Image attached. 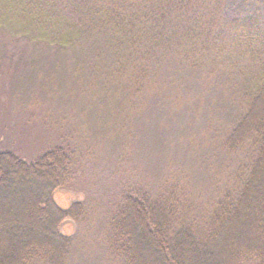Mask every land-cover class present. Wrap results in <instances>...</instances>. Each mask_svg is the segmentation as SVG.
<instances>
[{
	"label": "trees",
	"instance_id": "obj_1",
	"mask_svg": "<svg viewBox=\"0 0 264 264\" xmlns=\"http://www.w3.org/2000/svg\"><path fill=\"white\" fill-rule=\"evenodd\" d=\"M241 1L235 14L233 0H0L57 46L97 49L89 111L106 132L131 140L162 100L161 123L178 124L169 146L189 166L171 160L102 211L92 197L64 210L54 192L71 182V154L0 153V264H264V0ZM208 85L219 91L209 113ZM197 169L208 180L196 187ZM66 217L73 237L58 232Z\"/></svg>",
	"mask_w": 264,
	"mask_h": 264
},
{
	"label": "rangeland",
	"instance_id": "obj_2",
	"mask_svg": "<svg viewBox=\"0 0 264 264\" xmlns=\"http://www.w3.org/2000/svg\"><path fill=\"white\" fill-rule=\"evenodd\" d=\"M233 1L229 6L232 13L243 12L242 1ZM8 11L0 5V153L12 154L27 164L54 149L64 150L66 156L71 154L74 179L54 192L60 208L67 210L92 197L100 209L96 210L102 211L125 187L159 179L162 173L168 175L171 160L189 169L179 146H169L178 124L173 122L170 127L161 123L167 114L162 100H157L153 111L144 112L132 122L131 132L135 131L131 140L127 131L120 138L111 135L98 125L94 111H89L97 85L92 74L98 63L97 49L79 44L74 48L61 47L60 43L57 46L52 35L43 34L42 29L36 31V26L26 29L15 22L13 11ZM40 21L35 24L41 28L42 24L47 32L56 28L47 18ZM165 74L174 79L178 76L172 69H166ZM193 88L200 92L198 83ZM188 90L195 92L190 87ZM218 92L214 87L205 92L207 112ZM205 126L202 120L200 128ZM162 140L168 145L164 146ZM195 174L193 184L205 185L206 173L197 169ZM77 230L78 224L71 217L64 218L58 227L59 234L66 238L75 236ZM99 253L97 249L94 262L102 261Z\"/></svg>",
	"mask_w": 264,
	"mask_h": 264
}]
</instances>
